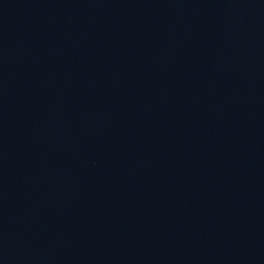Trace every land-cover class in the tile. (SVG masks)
I'll return each instance as SVG.
<instances>
[{"label":"water","instance_id":"obj_1","mask_svg":"<svg viewBox=\"0 0 264 264\" xmlns=\"http://www.w3.org/2000/svg\"><path fill=\"white\" fill-rule=\"evenodd\" d=\"M0 264H264V0H0Z\"/></svg>","mask_w":264,"mask_h":264}]
</instances>
